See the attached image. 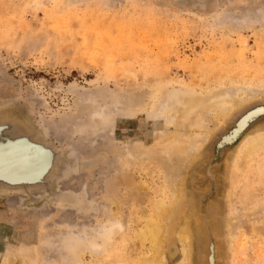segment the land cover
I'll list each match as a JSON object with an SVG mask.
<instances>
[{
	"label": "rangeland",
	"instance_id": "rangeland-1",
	"mask_svg": "<svg viewBox=\"0 0 264 264\" xmlns=\"http://www.w3.org/2000/svg\"><path fill=\"white\" fill-rule=\"evenodd\" d=\"M221 90L234 100L191 115L167 99ZM161 103L170 110L158 112ZM260 106L264 0H0V143H29L47 158L30 178H0V264L137 260L150 253L135 236L143 217L159 198L173 201L174 183L178 225L194 230L190 202L202 219L211 209L214 264H264V145L245 160L238 152L264 130V112L237 123ZM111 211L123 229L110 248L64 247L67 236H93ZM175 235L166 264L181 259ZM191 249L185 264H199L203 235Z\"/></svg>",
	"mask_w": 264,
	"mask_h": 264
},
{
	"label": "bare ground",
	"instance_id": "bare-ground-1",
	"mask_svg": "<svg viewBox=\"0 0 264 264\" xmlns=\"http://www.w3.org/2000/svg\"><path fill=\"white\" fill-rule=\"evenodd\" d=\"M236 89L239 90V88H236ZM232 93L233 92L229 90H225V91L221 90L218 93L211 94L207 98L202 99V98H196L193 93L191 94L187 91L181 92V94H178L177 92H170L169 95H167L169 96L167 99L172 100V101L174 100V103H178L181 106V108H178L179 111L180 110L185 111L187 114L191 115L195 110L197 109L202 110V108L204 107H207L208 109H210V107H212L213 105H216L217 107H223L227 103L228 100H232V101L234 100ZM258 96H259V93L254 92L248 97V99H245L242 101L241 100L234 101L233 104H231L232 110L240 108L242 105L245 104V102H248L252 98H256ZM183 97L186 98L185 101ZM162 105L163 104L161 103L160 106L157 107L158 112L170 110V107L168 105L166 107ZM172 110H175V109H172ZM262 112H264V106H260L253 110L244 112V114L245 113L246 114L242 115L239 123L237 122L238 128L242 127L248 121L249 118H252L254 115L258 113H262ZM227 113L228 112L226 111L222 115L226 116ZM174 118L175 117L173 114L166 116L165 123L170 124L171 122L174 121ZM242 141L243 142L240 144L239 146L240 148L238 149V152H239V155L241 156V160H245V158H248L252 156L253 154H255L264 145V130L257 131L247 136L246 138L244 137V140ZM3 149L4 148H0V152L5 153V157L0 162V175L1 176L13 178L20 173L23 174V175L21 174L23 177L33 176L34 174L38 173L37 172L38 169L40 170V168L45 165L46 160L45 159L43 160L41 158V156L39 155V152L36 150V148L32 144H29V143L26 144V143L21 142L15 146L6 148L5 150ZM176 152L182 153V152H185V149H181V147L176 148ZM13 155L14 157H17L18 155V158L16 159V163L12 165L11 158ZM234 161L235 160H233V162ZM236 162L238 163L237 160ZM25 175H28V176H25ZM181 183L183 182L181 181ZM181 185L180 187H178V183H174L173 185L174 188H172L173 189V192H172L173 201L170 204L166 203L162 198L161 199L159 198L157 201L153 202L154 203L153 209H152L153 212L151 213L150 216L143 217L144 218L143 226L138 230L137 234H135V236L139 238V241L140 240L148 241L150 253L147 252L146 254H143L139 258H137V260L134 259L133 261H130V262L128 261L129 259L124 258L123 254L121 253V255H116L118 256L119 260L121 259L122 261L124 259V263L125 261H127L128 264H166L165 252L168 251V253L171 256H173L175 252H177L174 241L172 239V235L176 234L175 236L180 241V243L183 245L181 249V259L176 264H185L186 259L188 260V257L192 253V249H191L192 241L195 239V234H198L200 237L202 235L204 236V249L205 250L207 249V252L204 254L205 258L204 256L202 257V255L201 256L199 255L198 263L199 264H214V259L212 257V252L210 249V244L212 243L211 237H212V233H214V231L211 228V224L213 223L212 214L211 215L209 214L211 213L210 212L211 209H208L207 210L208 212L206 211L207 218L202 219L198 217L197 215H195L196 207L193 206V202L192 204L190 202L189 205H190V211H192L191 216L194 222L193 223L194 230H192L191 223H189L186 220H182L178 225L177 222L182 219L183 217L182 213L184 212V209H182V207L181 208L179 207L180 200L183 197V186ZM118 213L111 211L108 217H106V219L103 220V222L101 221V223L95 230V233L93 234V236L91 235L90 238H88L89 236L86 238H83V236L82 238L81 236L80 237L79 236L73 237L71 235L67 236L64 240V247L67 250L71 251L72 254L73 252L75 253V251L77 250V247H80V246L82 247L83 244H84L83 245L84 248L91 253L105 251L106 248H108L109 246L111 247L110 244L113 242L115 237L120 234L121 230L123 229V223ZM175 225L178 226V229L176 230H174ZM231 228L228 233L229 242H231L235 237L234 236L235 234L231 230ZM236 228L238 229L239 227H236ZM123 241H124V238L121 237L117 242L122 244ZM213 248L215 249V246H213ZM210 253H211V256H210ZM4 256L6 257V255ZM29 257L30 258L28 261L21 259L20 261H18L19 262L18 264H37L36 260H34L31 256Z\"/></svg>",
	"mask_w": 264,
	"mask_h": 264
},
{
	"label": "water",
	"instance_id": "water-1",
	"mask_svg": "<svg viewBox=\"0 0 264 264\" xmlns=\"http://www.w3.org/2000/svg\"><path fill=\"white\" fill-rule=\"evenodd\" d=\"M239 123V122H238ZM235 133H233V135H234ZM16 141H18V140H14V141H11V142H4V143H0V145H11L12 146V143H15ZM16 143H18V142H16ZM35 146V145H34ZM35 148H36V150L39 152V155L41 156V158L44 160H46L47 161V158H46V156H45V153L42 151V152H40L38 149H40V148H38L37 146H35ZM5 157V153L4 152H0V162L2 161V159ZM18 158V155H17V157H14V155L12 156V158H11V163H12V165L13 164H15L16 163V159ZM44 166H42L41 168H40V170L38 169V171L37 172H42V168H43ZM22 173H20V174H18V175H16L15 177H13V178H9V177H5V176H0V178H2V179H5V180H16V179H19V178H30L31 176H29V177H23L22 175H21ZM25 176H28V175H25ZM212 242V241H211ZM211 246H212V248H211ZM210 249H211V252H212V257H213V255L215 256V254H214V251H213V243H211L210 244ZM210 256H211V253H210Z\"/></svg>",
	"mask_w": 264,
	"mask_h": 264
}]
</instances>
